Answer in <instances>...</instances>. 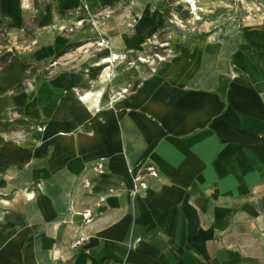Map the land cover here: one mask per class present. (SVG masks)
I'll use <instances>...</instances> for the list:
<instances>
[{
  "label": "crops",
  "instance_id": "obj_1",
  "mask_svg": "<svg viewBox=\"0 0 264 264\" xmlns=\"http://www.w3.org/2000/svg\"><path fill=\"white\" fill-rule=\"evenodd\" d=\"M2 16L30 33L0 66V116L45 123L0 130V264H264V20L170 39L154 66L161 0H0Z\"/></svg>",
  "mask_w": 264,
  "mask_h": 264
},
{
  "label": "rangeland",
  "instance_id": "obj_2",
  "mask_svg": "<svg viewBox=\"0 0 264 264\" xmlns=\"http://www.w3.org/2000/svg\"><path fill=\"white\" fill-rule=\"evenodd\" d=\"M194 2L196 8H190L189 3L184 0H161V5L170 15L162 26L165 32L163 40H159L157 35L146 40L145 57L142 62L154 65L155 61L159 63L169 59L172 54L170 39L183 40L200 36L221 37L236 28L258 24L264 20V0H194ZM110 14L108 8H103L94 12L93 20L100 23ZM85 22L86 20L78 19L77 27L83 26ZM70 26L76 28L74 24ZM70 26L63 29L69 32ZM29 33L26 30L14 28L7 17H0V66L14 57ZM97 40L99 39H96L94 44L99 47ZM20 127L24 126H17L15 130Z\"/></svg>",
  "mask_w": 264,
  "mask_h": 264
},
{
  "label": "built area",
  "instance_id": "obj_3",
  "mask_svg": "<svg viewBox=\"0 0 264 264\" xmlns=\"http://www.w3.org/2000/svg\"><path fill=\"white\" fill-rule=\"evenodd\" d=\"M70 31H73L75 29L74 26H70L69 27ZM105 43L104 39H99L97 40V45L99 47L103 46ZM142 60V57H141ZM44 128V125H38L37 129L38 130H42ZM93 170L95 171V173L97 175H101L103 173H105L106 169H105V157H100L99 160H97L94 164H93ZM158 169L155 165L148 163L146 165H144L135 175L133 178V183H134V187L132 190L133 194H141L144 193L146 191V189L148 188V183L146 181V177L147 176H158ZM92 179L89 177L84 178V185L86 187H90L92 185ZM121 184H123V182H121ZM116 187L115 186H110L107 190V192L105 194H102L99 196L98 200L96 201L97 205H100L103 201L106 200L107 195L116 192ZM83 216L86 220H90L93 217V208L92 206H87L84 208L83 210ZM84 239V236H80L79 238L75 239V241H73L72 246L73 247H77L79 246L82 241Z\"/></svg>",
  "mask_w": 264,
  "mask_h": 264
},
{
  "label": "trees",
  "instance_id": "obj_4",
  "mask_svg": "<svg viewBox=\"0 0 264 264\" xmlns=\"http://www.w3.org/2000/svg\"><path fill=\"white\" fill-rule=\"evenodd\" d=\"M32 123H40L41 125H44V121L40 120H31V119H24L23 117L10 120V117H8L6 114L0 116V130H8V129H15L17 126H31ZM33 127V126H32Z\"/></svg>",
  "mask_w": 264,
  "mask_h": 264
},
{
  "label": "bare ground",
  "instance_id": "obj_5",
  "mask_svg": "<svg viewBox=\"0 0 264 264\" xmlns=\"http://www.w3.org/2000/svg\"><path fill=\"white\" fill-rule=\"evenodd\" d=\"M184 1H186L187 3H189V7L190 8H192V7L193 8H196V4H195L194 0H184ZM119 55L120 54H118V53H113L111 56H108V57L104 58V60L106 62H111V61H113V59L119 58ZM142 60H144L143 57H142Z\"/></svg>",
  "mask_w": 264,
  "mask_h": 264
}]
</instances>
